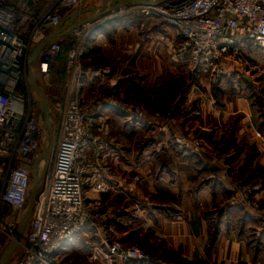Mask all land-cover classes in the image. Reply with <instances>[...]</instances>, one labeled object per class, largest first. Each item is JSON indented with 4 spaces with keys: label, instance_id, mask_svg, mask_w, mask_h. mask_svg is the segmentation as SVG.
I'll return each mask as SVG.
<instances>
[{
    "label": "crops",
    "instance_id": "crops-1",
    "mask_svg": "<svg viewBox=\"0 0 264 264\" xmlns=\"http://www.w3.org/2000/svg\"><path fill=\"white\" fill-rule=\"evenodd\" d=\"M141 9L119 8L111 20L105 15L95 19L96 30L85 39L84 66L102 70L96 78L85 73L82 89L104 94L94 125L99 142L85 153L90 166L85 178L104 181L108 190L85 188L84 204L93 226L66 239L51 262L264 264V215L258 218L236 197L238 183L264 169V125L257 128L264 123L258 111L264 107L243 90L230 92L222 79L221 104L209 100L208 90L191 85L189 99L204 96V101L186 116L176 114L173 126L165 125L154 113L164 109L166 96L191 62L180 49L182 38L164 17ZM59 35L69 36L68 31ZM255 43L239 41L232 52ZM229 124L235 130L228 136ZM181 127L191 138L204 140L207 151L200 162L206 168L201 169L197 153L190 155L189 147L181 144ZM26 233L27 228L24 239ZM106 237L136 244L156 260L109 259ZM20 251L7 264H17Z\"/></svg>",
    "mask_w": 264,
    "mask_h": 264
},
{
    "label": "built area",
    "instance_id": "built-area-1",
    "mask_svg": "<svg viewBox=\"0 0 264 264\" xmlns=\"http://www.w3.org/2000/svg\"><path fill=\"white\" fill-rule=\"evenodd\" d=\"M81 1L52 0L42 9L39 0H0V200L13 212L8 225L13 235L45 140L36 99L30 110L24 107L29 57ZM147 8L166 17L184 39L181 51L194 64L214 67L239 41H254L264 49V0H167ZM91 22L68 31L64 91L51 103L56 128L43 191L36 196L17 264H52L51 255L66 239L93 226L84 204L85 188L95 193L108 190L104 181L85 178L90 167L85 153L99 142L94 125L101 113L100 91L82 89L85 73L93 78L101 74L100 68L82 63ZM62 40L61 35L53 37L39 50L35 74L42 79L49 76ZM173 109L170 104L165 114L172 115ZM103 245L109 259L155 261L137 245L116 239H105Z\"/></svg>",
    "mask_w": 264,
    "mask_h": 264
},
{
    "label": "rangeland",
    "instance_id": "rangeland-1",
    "mask_svg": "<svg viewBox=\"0 0 264 264\" xmlns=\"http://www.w3.org/2000/svg\"><path fill=\"white\" fill-rule=\"evenodd\" d=\"M51 1L52 0H39L40 7L42 9L46 8L49 5V3H51ZM98 1L100 0H85L84 7L95 4ZM143 6L147 7V5H139V4H126L120 6L105 14V17H107L105 20L107 19L111 20V18H113L112 16H116L115 14L118 13H115L114 11H116L119 8L121 9L123 8L127 12L132 11L133 7L135 8L132 12L136 10H142L141 8H144V10L148 9ZM145 12L146 11H142L140 12V14L145 15ZM152 12L163 16L166 23L169 25V22L167 21L166 17L161 12H159L158 10H152ZM151 19L152 18H150L149 20L150 23H152V21L155 22L153 19L152 20ZM95 21L91 22L93 26L89 30L87 37L90 33H93L96 30ZM113 23L111 22V25ZM170 28L169 27L167 28V32L171 31ZM69 44H70V37L68 36L67 38H63V40L61 41V49L58 53V56L55 60L54 65L52 66V69L48 77L42 79V77L38 75L35 76L37 85L41 88V90L48 98L50 105L54 100L61 98L64 91L65 54L67 48L69 47ZM255 44H254L255 46L252 48L250 47L236 48L233 52L221 57V59L216 63V65H214V67L202 65L201 63L194 64L193 62L190 61L191 63L188 64L189 65L188 72H186L185 76L182 77L180 80H177L176 85L173 86L174 91L172 90V93H170L169 96L168 95L166 96V101L163 104L164 109L159 113H154V116L158 117V119L160 120L165 121V123H167L165 125L169 124V126L170 125L173 126L176 114H181L183 116L189 114V112L193 110L197 104L202 102V99L204 101V96L200 98L195 95L192 96L193 98L189 99V96L187 95L189 94L188 91L191 85H197L198 89H204L205 91L208 90L209 93L207 95L209 100L212 99L213 103L221 104L222 101L219 96V92L223 90V87L220 84L222 79L226 80L225 82L227 83V86L230 87L229 89L230 92L238 93L237 91L243 90L245 94L253 98V101H255L257 105L259 106L262 105V107H264V49L261 46H259L258 43ZM223 61L225 62V67ZM100 69L102 70V68ZM189 70L192 72H189ZM200 79H203V81H199ZM30 86L31 85L27 87L26 86L23 87L25 91L24 107L26 108V110H30V107L33 104L32 98L36 99L33 89ZM100 86L101 88H103L104 84H101ZM103 97L104 94L101 93V97L99 100L101 101ZM170 104L174 105V109L172 115L169 116L165 114V112L167 111L166 109ZM262 110L261 108H259L258 110L259 116L261 117L264 116V111ZM260 123L261 124L257 125V128L259 129L262 128V126L264 125L262 121ZM55 126L56 124L54 125L53 137L56 128ZM42 128L45 135V140H44V144L42 145L40 154L43 152L46 145L47 127L46 124L44 123V120H43ZM227 128L230 129L228 133L229 136V134L231 135L235 130L234 125L229 124ZM187 130L186 129L184 130L182 127L178 129V132L180 134L178 139H180L181 144L184 147L186 145L189 147V149L191 150L190 155L192 154L195 155L197 153L200 167H202L201 169H204V167L205 168L207 167L206 164L208 162H206L205 163L206 166H204V164L200 162V160L202 161V158L203 159L205 158V154L207 151L205 142L202 139L191 138ZM255 152L256 150H252V153ZM234 153L236 155L237 150L236 151L234 150ZM234 153L231 157L234 156ZM250 156L244 162L245 165L244 170L247 169V165L249 164V160L251 159ZM44 181L45 180L43 176L37 188V195H39L43 191ZM238 185L239 186L236 189L237 199L244 205V207L247 210L255 214L258 218L264 215V194H263L264 192H262L264 190V169L260 171L255 170L251 176H248L246 180L241 181L240 183H238ZM12 213L13 212H11L8 209L6 204L0 200V255L3 249L5 248V246L9 244L14 237L13 233L8 231V225L9 222L11 221L9 219H10V215L12 216ZM105 239H111V238L106 237ZM130 245H136V244H130ZM18 254L20 257L22 255L21 251Z\"/></svg>",
    "mask_w": 264,
    "mask_h": 264
},
{
    "label": "water",
    "instance_id": "water-1",
    "mask_svg": "<svg viewBox=\"0 0 264 264\" xmlns=\"http://www.w3.org/2000/svg\"><path fill=\"white\" fill-rule=\"evenodd\" d=\"M84 1L77 6L74 11L63 21V23L58 26L54 31H52L47 37H45L31 52L29 57L28 74L30 85L36 97L37 104L43 115L44 123L47 127L46 134V145L43 152L37 158L34 168L32 182L27 190V202L26 207L18 224L16 231L14 232L13 240L8 244L7 248L0 257V264H7L13 255V253L20 248V245L24 242V233L29 223V219L35 204V199L37 196V188L43 176L45 175L47 162L49 158V153L51 149L53 130L55 125L54 113L52 107L49 103L48 98L37 85L36 74H35V62L39 50L53 37L59 35L62 32L69 31L71 28L81 25L87 22H91L101 16L107 14L108 12L126 5V4H139L147 6H155L161 4L167 0H100L95 4L84 7Z\"/></svg>",
    "mask_w": 264,
    "mask_h": 264
}]
</instances>
